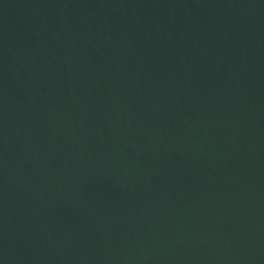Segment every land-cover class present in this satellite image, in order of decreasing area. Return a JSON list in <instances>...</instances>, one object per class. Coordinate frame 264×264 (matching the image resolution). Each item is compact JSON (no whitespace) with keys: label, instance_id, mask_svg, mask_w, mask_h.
Returning a JSON list of instances; mask_svg holds the SVG:
<instances>
[{"label":"water","instance_id":"water-1","mask_svg":"<svg viewBox=\"0 0 264 264\" xmlns=\"http://www.w3.org/2000/svg\"><path fill=\"white\" fill-rule=\"evenodd\" d=\"M0 264H264V0H0Z\"/></svg>","mask_w":264,"mask_h":264}]
</instances>
